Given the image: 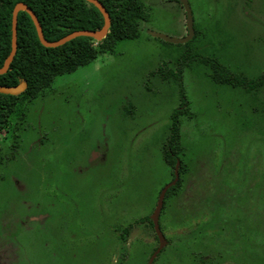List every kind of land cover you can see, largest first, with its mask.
Returning <instances> with one entry per match:
<instances>
[{"label": "rangeland", "instance_id": "rangeland-1", "mask_svg": "<svg viewBox=\"0 0 264 264\" xmlns=\"http://www.w3.org/2000/svg\"><path fill=\"white\" fill-rule=\"evenodd\" d=\"M142 1L139 37L55 76L13 118L18 146L0 135V264H149L159 241L147 216L173 179L165 150L182 90L179 179L152 264H264V85L216 81L195 57L258 77L264 0H188L184 43L151 35L185 37L184 6Z\"/></svg>", "mask_w": 264, "mask_h": 264}, {"label": "trees", "instance_id": "trees-1", "mask_svg": "<svg viewBox=\"0 0 264 264\" xmlns=\"http://www.w3.org/2000/svg\"><path fill=\"white\" fill-rule=\"evenodd\" d=\"M20 1L33 9L42 25L45 38L49 41L59 40L76 30L100 29L105 22L100 9L88 0H0V68L3 67L12 49V12L16 3ZM99 1L111 17L106 36L99 40L93 36H79L56 47L43 45L31 16L24 10L19 11L17 52L7 71L0 73L1 85L16 86L22 82L27 84L26 89L18 94L0 92V135L4 131H12L14 146L19 145L17 141L19 133L16 132L17 125L13 127V118L17 116L23 122L27 117L28 102L50 87L55 76L76 70L79 66L93 61L99 53L113 52L119 41L140 36L141 20H145L147 16V7L142 0ZM195 57L199 58L198 62L211 66L213 79L216 81L242 86L248 91L264 85V72L256 78H249L245 74L233 73L217 60L203 54L196 53ZM172 74L175 81L181 84L182 69L178 68V71ZM181 93V103L171 114L170 133L166 141L168 149L165 150V155L172 167L182 150L180 116L185 113L188 105L184 91ZM3 160L4 156L0 150V164ZM177 184L171 186L168 191L174 190ZM143 219L142 217L137 221ZM147 220L153 227L150 216H147ZM132 226L133 224H129L123 228L121 232L123 240Z\"/></svg>", "mask_w": 264, "mask_h": 264}, {"label": "water", "instance_id": "water-1", "mask_svg": "<svg viewBox=\"0 0 264 264\" xmlns=\"http://www.w3.org/2000/svg\"><path fill=\"white\" fill-rule=\"evenodd\" d=\"M88 1L94 3L100 9V11L103 13L104 18H105V22H104V25L102 26V28L95 29V30H87V29L76 30V31L71 32L68 35L64 36L63 38L56 40V41H49L45 38L42 25H41L37 15L33 11V9L22 1L17 2L14 9H13V12H12V49H11L9 56L7 57V59L4 62L3 67L0 68V73H4L7 71V69L10 66V63L14 59V56L17 52V48H18V14H19L20 10L26 11L31 16V18H32V20L36 26L37 35H38L41 43L47 47H56V46L62 45L64 43L70 41L71 39L79 37V36H85V35L93 36V37L97 38L98 40L105 37L109 31V27L111 24V17L109 15L108 11L106 10V8L104 7V5L99 0H88ZM178 1H180L183 4L185 11H186L188 34L185 37H172V36H168V35L158 33V32H151V35H153L155 37H159V38H161L167 42H172V43H184L193 37V35H194V21H193V14H192V9H191V6L189 4V1L188 0H178ZM26 86H27L26 82H22L21 84L16 85V86H7V85H1L0 84V92L8 93V94H18V93L24 91L26 89ZM179 168H180V160L177 159L176 164L174 166V178L171 182H169L168 184H166L162 188L160 195L158 197L157 205H156L153 213L150 216V218L154 224V229L156 231L157 237L159 239V246L157 247L154 254L152 255L149 264H152L155 256L160 252V250L167 243V239H166L165 235L163 234L161 227H160V224H159V215H160L161 209L163 207L166 192L168 191V189L171 186L175 185L178 182Z\"/></svg>", "mask_w": 264, "mask_h": 264}, {"label": "flooded vegetation", "instance_id": "flooded-vegetation-1", "mask_svg": "<svg viewBox=\"0 0 264 264\" xmlns=\"http://www.w3.org/2000/svg\"><path fill=\"white\" fill-rule=\"evenodd\" d=\"M182 4V3H181ZM183 5V4H182ZM176 164V163H175ZM175 166V165H174ZM174 166L172 167L173 168V178H174ZM173 180V179H172ZM178 183V182H177ZM176 183V184H177ZM153 227H154V224H153ZM155 230V229H154ZM156 232V231H155ZM156 236H157V234H156ZM158 238V237H157ZM158 241H159V239H158Z\"/></svg>", "mask_w": 264, "mask_h": 264}]
</instances>
